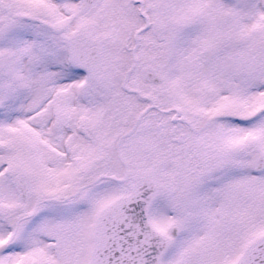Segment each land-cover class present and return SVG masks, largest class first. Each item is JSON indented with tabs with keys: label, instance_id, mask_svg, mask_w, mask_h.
<instances>
[{
	"label": "snow or ice",
	"instance_id": "6c2138e0",
	"mask_svg": "<svg viewBox=\"0 0 264 264\" xmlns=\"http://www.w3.org/2000/svg\"><path fill=\"white\" fill-rule=\"evenodd\" d=\"M0 264H264V0H0Z\"/></svg>",
	"mask_w": 264,
	"mask_h": 264
}]
</instances>
